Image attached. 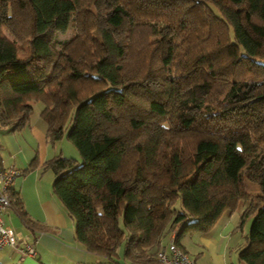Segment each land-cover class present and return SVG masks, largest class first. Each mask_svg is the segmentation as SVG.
Returning a JSON list of instances; mask_svg holds the SVG:
<instances>
[{
	"label": "trees",
	"instance_id": "1",
	"mask_svg": "<svg viewBox=\"0 0 264 264\" xmlns=\"http://www.w3.org/2000/svg\"><path fill=\"white\" fill-rule=\"evenodd\" d=\"M98 1L0 0L1 125L22 127L40 101L48 137L77 149L80 162L45 166L76 239L100 259L158 264L174 226L183 249V233L242 209L240 224L252 220L238 258L264 264V0H101V27L86 12ZM144 29L153 40L135 42ZM35 59L53 62L41 81ZM9 193L23 224L48 230Z\"/></svg>",
	"mask_w": 264,
	"mask_h": 264
},
{
	"label": "crops",
	"instance_id": "2",
	"mask_svg": "<svg viewBox=\"0 0 264 264\" xmlns=\"http://www.w3.org/2000/svg\"><path fill=\"white\" fill-rule=\"evenodd\" d=\"M35 102L22 127L11 130L0 123V169L21 171L13 179L11 190L19 196L27 217L48 230L27 227L10 207L4 213L5 222L20 234L21 242L33 245L35 254L20 259L18 250L0 252V264H115L87 251L75 237V222L53 192L54 172L45 164L58 155L77 159V153L64 134L54 141L48 137L41 117L43 104L34 105ZM236 217L226 211L208 232L198 233L195 255H190L180 241L183 249L196 264H245L237 251V256H232L227 249L228 233L236 225ZM119 261L132 264L124 259Z\"/></svg>",
	"mask_w": 264,
	"mask_h": 264
},
{
	"label": "rangeland",
	"instance_id": "3",
	"mask_svg": "<svg viewBox=\"0 0 264 264\" xmlns=\"http://www.w3.org/2000/svg\"><path fill=\"white\" fill-rule=\"evenodd\" d=\"M98 3L100 4L99 7L98 5H91L88 9H86L87 13H92L94 18H95V23H98L99 26H103V20H104V15L101 11V7L103 6V2L100 0L98 1ZM76 30V26L75 24H71L64 32H60V31H55L54 35L56 40H64V39H68L73 35V32ZM93 30V29H92ZM145 29L143 31H141L143 33V36L141 32L137 31L135 33L132 34V38H134V41L139 43L140 41H142V39L145 41V36L144 34L146 33ZM92 34L95 36H98L97 30H93ZM130 32L129 30H121L119 31V34L117 35L118 39H121L122 41H128V38H130ZM148 40H153L151 39V36H147L146 41ZM145 41V42H146ZM174 41L178 42V40L174 39ZM177 44V43H176ZM178 48L175 49V54H183L184 51L186 50V45L185 44H178ZM178 55H177V62H178ZM53 62L51 60L48 59H35L33 62V66L34 69H29V72L36 77V79L38 81H41L43 79V77L49 73V71L51 70ZM148 85H151L152 87L156 88L158 86V84L152 80V78H150V80H148L146 82ZM86 87V86H85ZM87 88V87H86ZM212 98L215 99L214 94L212 95ZM221 98V96H220ZM34 105H41L40 101H36L34 103ZM71 143V142H69ZM72 145V143H71ZM73 146V145H72ZM75 152L77 153L76 156V160L77 162H80V155L79 152L77 151V149L73 146ZM248 188L249 190L253 191V192H257L258 191V185L253 182V181H249L248 182ZM242 212V209L240 210H234L231 212L232 216H236L237 215V221H236V225L233 226L229 233H228V242H227V249L228 251H232L231 255L233 256L234 254H236L237 256V250L240 247V245L242 243H244L245 241V236L246 233L248 232L251 220H252V215L246 216V218L244 219V221L242 222V224H240V213ZM239 213V215H238ZM175 227L174 226V230L170 233V235L168 236L167 240L170 239L171 235L174 234L175 232ZM197 234L198 233H183L180 241L182 242V244L186 247V249L188 250V252L190 253V255H195L196 251H197V247H198V239H197ZM166 240V242H168Z\"/></svg>",
	"mask_w": 264,
	"mask_h": 264
},
{
	"label": "built area",
	"instance_id": "4",
	"mask_svg": "<svg viewBox=\"0 0 264 264\" xmlns=\"http://www.w3.org/2000/svg\"><path fill=\"white\" fill-rule=\"evenodd\" d=\"M21 173L16 168L0 169V252L18 250L20 259L35 254L30 242H21V236L11 225L5 222L4 213L11 207L10 189L13 179ZM176 231V227H175ZM174 234L156 253L158 264H196V261L184 249L174 242Z\"/></svg>",
	"mask_w": 264,
	"mask_h": 264
}]
</instances>
